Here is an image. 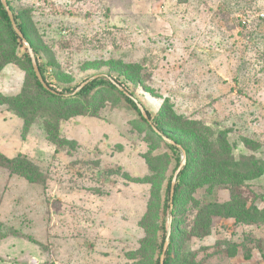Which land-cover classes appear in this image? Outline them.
<instances>
[{
  "label": "rangeland",
  "instance_id": "1",
  "mask_svg": "<svg viewBox=\"0 0 264 264\" xmlns=\"http://www.w3.org/2000/svg\"><path fill=\"white\" fill-rule=\"evenodd\" d=\"M11 3L17 13L30 11L31 40L53 86L74 88L110 73L151 116L167 105L178 118L228 135L236 158L254 157L264 166V0ZM20 53H28L24 44ZM123 65L133 68L127 77L118 75ZM135 67L141 69L140 85L134 83ZM25 75L16 65L6 67L0 93L17 95ZM101 98L98 117L60 124L59 146L48 141L42 120L25 129L0 106V152L27 157L46 177L45 185L30 184L0 168V264L155 263L161 237L156 233L146 241L141 221L148 210L159 213L158 223L166 221L170 232L161 204L175 162L164 180H147L146 158L165 150L152 149L138 114L121 96ZM248 188L247 206L264 211V175ZM215 197L219 203L230 200L226 190ZM191 219L183 226L186 233ZM249 236L264 243V224L235 226L232 219L215 217L207 239L177 240L178 258L191 251L205 264H264V252L255 251L249 261L242 252L231 259L217 252Z\"/></svg>",
  "mask_w": 264,
  "mask_h": 264
},
{
  "label": "trees",
  "instance_id": "2",
  "mask_svg": "<svg viewBox=\"0 0 264 264\" xmlns=\"http://www.w3.org/2000/svg\"><path fill=\"white\" fill-rule=\"evenodd\" d=\"M7 3L17 27L34 51L41 76L50 91L46 90L37 79L29 54L20 53L23 42L15 33L0 0V73L10 65H16L26 73L23 86L17 95L9 97L0 93V106L19 117L25 129L31 128L37 121L42 120L48 141L59 146L62 142L59 136V127L62 122L76 117H98L104 106L101 96L106 93H117L138 114L139 126L150 137L152 149L165 150V153L146 158L151 173L146 177L147 180L155 182L160 178L163 179L171 160H174L175 167L166 185L164 200L161 204L162 214L168 216L171 221L170 232L166 221L158 223L159 213L148 210L141 221L146 241L155 237L156 233H159L161 237V245L157 247L158 257L154 264H160V257L169 233V246L165 253L164 264H205L203 260L196 259L197 254L191 256V251L179 259L177 240L184 241L185 237L186 242L193 238L200 241L207 239L211 236L212 222L215 217L232 219L235 226L264 224V211H258L255 206H247L252 198L249 196L250 183L264 175V166L258 167V162L254 157L236 158L234 155L236 145L230 143L228 135L222 131L216 132L202 121L178 118L172 112L166 111L167 105H164L155 116H151L144 108L151 120V123H148L132 99H136L134 93L118 77L110 73L98 74L101 77L86 85L76 94H74L76 89L87 79L74 88L61 90L53 86L45 75L31 40L30 34L33 26L30 11L24 9L17 13L11 0H7ZM135 69V72L133 71L136 76L134 83L140 85L142 77L138 71L140 72L141 69L137 67ZM132 70L133 68L123 65L118 75L127 77ZM111 80L122 87L132 98L120 91ZM164 138L175 142L186 152V164L177 178L172 210L170 207L171 183L182 163V152L177 147L168 144ZM242 143L245 148L249 147L247 140L244 139ZM0 168L6 169L11 176L25 179L30 184H46V177L39 166L23 155L8 158L0 152ZM221 190L229 192V201L224 203L217 201L215 196ZM197 194H200L199 198L195 197ZM191 208L195 211L188 215ZM192 213H194L193 216ZM191 217L190 230L186 233L183 226ZM152 221L157 224H155L157 229L153 232L155 234L151 231ZM3 238L4 236L1 235L0 243ZM142 244L143 242H141V248ZM263 244L262 240L249 236L240 242L229 243L225 246V250L217 252L229 259L236 258L242 252L244 260L249 261L255 251L263 256ZM153 249L151 247V253ZM182 253L180 252V256Z\"/></svg>",
  "mask_w": 264,
  "mask_h": 264
},
{
  "label": "water",
  "instance_id": "3",
  "mask_svg": "<svg viewBox=\"0 0 264 264\" xmlns=\"http://www.w3.org/2000/svg\"><path fill=\"white\" fill-rule=\"evenodd\" d=\"M1 3L4 7V9L6 10V13L11 21V24H12V27L15 31V33L18 35V37L20 38V40L23 42V44L26 46L27 50H28V53H29V57L31 59V63H32V67H33V70H34V73L37 77V79L39 80V82L43 85V87L50 91V88L47 86V84H45L42 76H41V73H40V70H39V67H38V64H37V60H36V57H35V54H34V51L33 49L31 48L30 44L27 42V40L25 39L24 35L22 34V32L19 30V28L17 27L15 21H14V17H13V14H12V11L7 3V0H1ZM99 77H101L100 75H96V76H93L89 79H87L86 81H84V83H82L77 89L76 91L74 92V94H76L77 92H79L80 90H82L86 85H88L89 83L93 82L94 80L98 79ZM112 81V80H111ZM115 85L116 83L114 81H112ZM118 87V89L120 91H122L126 96L128 97H131L122 87L116 85ZM132 98V97H131ZM133 101L137 104V107L139 109V111L141 112L143 118L148 122V123H151V120L150 118L148 117L147 115V112L146 110L144 109V107L134 98H132ZM152 128L157 131L155 129L154 126H152ZM164 140L172 145V146H175L177 147L178 149L181 150L182 152V163L180 164L179 168L177 169V171L175 172L174 174V177L172 179V183H171V189H170V207H171V210H172V207H173V198H174V194H175V186H176V182H177V178L181 172V170L183 169V167L185 166L186 164V152L180 147L178 146L175 142L167 139V138H164ZM170 224H171V221H170ZM169 224V226H170ZM169 235L170 233L168 234V237L165 241V244H164V247H163V251H162V255L160 257V264H164V258H165V253L167 251V248L169 246Z\"/></svg>",
  "mask_w": 264,
  "mask_h": 264
},
{
  "label": "built area",
  "instance_id": "4",
  "mask_svg": "<svg viewBox=\"0 0 264 264\" xmlns=\"http://www.w3.org/2000/svg\"><path fill=\"white\" fill-rule=\"evenodd\" d=\"M262 17H263V15H262Z\"/></svg>",
  "mask_w": 264,
  "mask_h": 264
}]
</instances>
